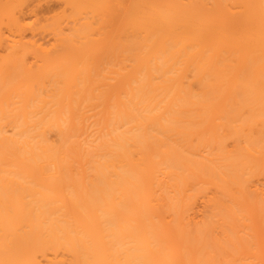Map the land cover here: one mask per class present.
Returning <instances> with one entry per match:
<instances>
[{
  "label": "bare ground",
  "instance_id": "obj_1",
  "mask_svg": "<svg viewBox=\"0 0 264 264\" xmlns=\"http://www.w3.org/2000/svg\"><path fill=\"white\" fill-rule=\"evenodd\" d=\"M40 1L0 0V264H264V0Z\"/></svg>",
  "mask_w": 264,
  "mask_h": 264
},
{
  "label": "rangeland",
  "instance_id": "obj_2",
  "mask_svg": "<svg viewBox=\"0 0 264 264\" xmlns=\"http://www.w3.org/2000/svg\"><path fill=\"white\" fill-rule=\"evenodd\" d=\"M63 7L64 6L62 5V2L59 0H41L38 3V5L35 7V9L33 10L34 11L33 14L28 13V14H30L29 17H31V20L29 23H34V21H35V18L33 17L34 15L41 17L43 19L50 18L56 12L62 11L64 9ZM29 33H30V31H29ZM50 39L48 37L45 40L49 41Z\"/></svg>",
  "mask_w": 264,
  "mask_h": 264
}]
</instances>
